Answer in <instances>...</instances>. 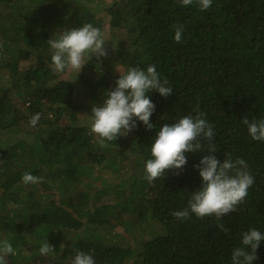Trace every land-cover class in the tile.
<instances>
[{
    "label": "trees",
    "instance_id": "16d2710c",
    "mask_svg": "<svg viewBox=\"0 0 264 264\" xmlns=\"http://www.w3.org/2000/svg\"><path fill=\"white\" fill-rule=\"evenodd\" d=\"M91 1L0 0V240L16 251L8 264H71L77 248L96 264H231L242 232H264V142L242 123L264 118V0H213L206 11L179 0H111L107 20ZM84 23L106 32L108 55L93 56L73 78L54 73L47 41ZM175 25L184 27L180 43ZM109 58L120 71L155 64L169 81L171 96L149 94L157 128L198 108L214 126L216 157L247 162L255 182L235 212L221 221L172 215L201 186L194 165L207 153H185L179 174L149 184L144 165L155 128L137 122L101 148L77 121L115 87L119 73L113 79ZM78 88L84 102L76 100ZM25 171L43 182L25 185ZM221 222L227 231L216 227ZM45 240L54 252L41 256ZM256 255L253 264H264V240Z\"/></svg>",
    "mask_w": 264,
    "mask_h": 264
},
{
    "label": "clouds",
    "instance_id": "9594fccd",
    "mask_svg": "<svg viewBox=\"0 0 264 264\" xmlns=\"http://www.w3.org/2000/svg\"><path fill=\"white\" fill-rule=\"evenodd\" d=\"M179 3L183 7L195 4L201 11H206L212 7L213 0H179ZM183 32V25L174 26L177 43L182 41ZM47 44L51 49L50 68L54 73L75 72L77 76L93 56L100 60L108 55L106 32L92 23L65 28L55 33ZM2 49L3 43H0ZM117 71L119 77L115 80V87L105 91L102 103L92 104L86 122L90 132L99 138V146L107 147L108 142L127 136L137 128V122H142L147 130L155 128L150 157L144 165V179L149 184L164 179L169 171L179 174L177 170H182L187 163L185 153H207L194 165L202 178L201 186L192 191L187 206L174 211L172 215L181 221L190 219L192 215L199 219L215 217L221 221L222 217L235 212L244 203L255 178L244 159L233 160L229 154H225L223 161L216 157L214 126L205 118L206 113L197 108L195 115H183L157 128L150 121L156 105L149 94L158 92L165 98L171 96L173 88L169 81L161 79L155 64L148 65L146 69L138 65L128 66L126 71ZM40 118L39 113L32 115L29 125L35 127ZM242 123L252 140L264 142V118L249 120L245 116ZM22 182L25 185L38 184L43 182V177L25 171ZM216 227L220 231H227L222 222L217 223ZM262 240L264 232L255 227L242 232L240 246L232 250L231 264H253ZM51 252H54L53 246L45 240L39 253L48 256ZM14 255L16 251L12 244L7 239L0 240V264H8L6 257ZM71 264H96V261L91 254L77 248L74 249Z\"/></svg>",
    "mask_w": 264,
    "mask_h": 264
},
{
    "label": "rangeland",
    "instance_id": "374dc122",
    "mask_svg": "<svg viewBox=\"0 0 264 264\" xmlns=\"http://www.w3.org/2000/svg\"><path fill=\"white\" fill-rule=\"evenodd\" d=\"M111 2V0H95L94 2L93 1H91L90 2V6H91V9H93L94 10V12H95V14H96V17L98 18V17H102V18H104V19H106L107 20V17H108V14H107V12L105 11V9H104V7L106 6V5H108L109 3ZM113 2V1H112ZM68 7H71L70 5H67ZM62 8H63V6H62ZM64 10V9H63ZM105 26H107V24H105ZM104 30H107V29H104ZM108 31V30H107ZM109 68H110V70H111V72H114L115 74L113 75V79H116L117 78V74L119 73L118 71H117V69H119V70H121V63H120V61L117 59V58H109ZM75 72H67L66 74H65V76L64 77H70L71 76V78H73V74H74ZM9 88V93L10 94H12L11 96H15V93L13 92V90H12V88H11V85H9L8 86ZM78 87V86H77ZM15 98V97H14ZM76 100L77 101H80V102H84L85 100H84V97H83V95L81 94V92H80V90H79V88L77 89V97H76ZM88 114L87 113H85V112H82V113H80V114H78V117H77V121L80 123V124H87L86 122H87V119H88ZM133 156V155H132ZM134 158V156L131 158V159H133ZM133 165V164H132ZM110 202H112V200L110 201ZM121 228H119V230H120ZM122 232H124V235H126V234H128V233H126L125 231H122ZM128 236V238H130V234H128L127 235ZM111 237H113L114 239H119V238H121L120 236H117L116 235V233H113V235L111 236ZM27 253V252H26ZM52 261H56V258H52Z\"/></svg>",
    "mask_w": 264,
    "mask_h": 264
}]
</instances>
